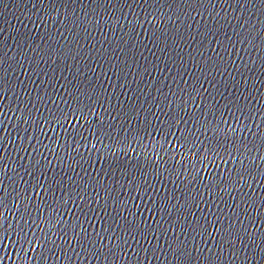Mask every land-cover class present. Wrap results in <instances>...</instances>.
Masks as SVG:
<instances>
[{
  "label": "water",
  "instance_id": "95a60500",
  "mask_svg": "<svg viewBox=\"0 0 264 264\" xmlns=\"http://www.w3.org/2000/svg\"><path fill=\"white\" fill-rule=\"evenodd\" d=\"M0 264H264V0H0Z\"/></svg>",
  "mask_w": 264,
  "mask_h": 264
}]
</instances>
